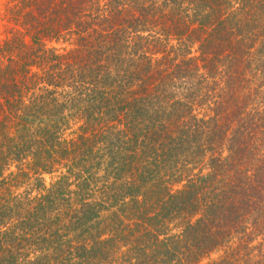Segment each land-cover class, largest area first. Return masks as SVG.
<instances>
[{
	"label": "trees",
	"instance_id": "1",
	"mask_svg": "<svg viewBox=\"0 0 264 264\" xmlns=\"http://www.w3.org/2000/svg\"><path fill=\"white\" fill-rule=\"evenodd\" d=\"M4 7L0 264H264V0Z\"/></svg>",
	"mask_w": 264,
	"mask_h": 264
},
{
	"label": "rangeland",
	"instance_id": "2",
	"mask_svg": "<svg viewBox=\"0 0 264 264\" xmlns=\"http://www.w3.org/2000/svg\"><path fill=\"white\" fill-rule=\"evenodd\" d=\"M7 0H0V37H3L5 30H6V20L4 19V10H5V3ZM45 185L48 187L53 180L50 176H45ZM220 255V252H216L215 254H212L210 257L211 259H214Z\"/></svg>",
	"mask_w": 264,
	"mask_h": 264
}]
</instances>
